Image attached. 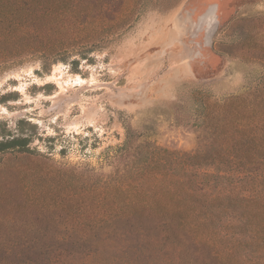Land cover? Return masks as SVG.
Wrapping results in <instances>:
<instances>
[{"label": "rangeland", "instance_id": "374dc122", "mask_svg": "<svg viewBox=\"0 0 264 264\" xmlns=\"http://www.w3.org/2000/svg\"><path fill=\"white\" fill-rule=\"evenodd\" d=\"M102 1L120 23L86 55L98 10L49 34L64 58L0 43V213H111L142 146L209 149L201 104L264 87V0ZM55 240L13 259L49 264Z\"/></svg>", "mask_w": 264, "mask_h": 264}, {"label": "trees", "instance_id": "16d2710c", "mask_svg": "<svg viewBox=\"0 0 264 264\" xmlns=\"http://www.w3.org/2000/svg\"><path fill=\"white\" fill-rule=\"evenodd\" d=\"M104 6L0 0V43L64 58L71 38L49 34L98 10L86 55L119 26L120 15L108 21ZM198 111L211 148L166 155L162 147L142 146L131 166L136 182L109 186L111 213H0V264H30L13 257L28 241L36 250L53 238L71 245L49 264H264V87L252 99L204 102Z\"/></svg>", "mask_w": 264, "mask_h": 264}, {"label": "water", "instance_id": "95a60500", "mask_svg": "<svg viewBox=\"0 0 264 264\" xmlns=\"http://www.w3.org/2000/svg\"><path fill=\"white\" fill-rule=\"evenodd\" d=\"M214 7H216V6H214ZM216 12V11H215ZM215 26V24H213V27Z\"/></svg>", "mask_w": 264, "mask_h": 264}]
</instances>
